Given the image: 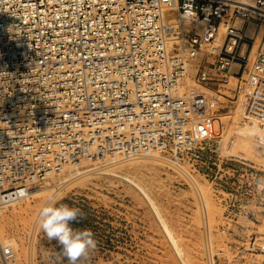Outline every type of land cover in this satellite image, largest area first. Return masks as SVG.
Wrapping results in <instances>:
<instances>
[{
	"label": "built area",
	"instance_id": "built-area-1",
	"mask_svg": "<svg viewBox=\"0 0 264 264\" xmlns=\"http://www.w3.org/2000/svg\"><path fill=\"white\" fill-rule=\"evenodd\" d=\"M190 67L197 87L184 86ZM263 80L264 0H0V207L81 160L179 170L221 145L225 90L264 122V97L249 95ZM257 150L264 170V138ZM243 170L204 175L231 223L264 210V175ZM248 228L228 232L229 253L210 248L209 264H264V233ZM14 258L0 243V263Z\"/></svg>",
	"mask_w": 264,
	"mask_h": 264
},
{
	"label": "rangeland",
	"instance_id": "rangeland-1",
	"mask_svg": "<svg viewBox=\"0 0 264 264\" xmlns=\"http://www.w3.org/2000/svg\"><path fill=\"white\" fill-rule=\"evenodd\" d=\"M169 16L175 18L173 10ZM168 34L171 43L178 41L176 27L169 25ZM189 71L184 84L197 87L195 68ZM235 84L231 78L227 88ZM224 93L230 101L219 98L224 102L221 105L228 106L216 116L220 122H227L222 128L225 138L221 145L215 144L213 153L191 156L182 161L179 170L153 159L89 161L85 168L91 171L64 177L61 181L68 179L65 183L56 179L38 182L35 189L41 193L0 208L4 240L15 252L10 264H68L61 246L49 240L38 223L40 210L51 197L80 209L82 217L72 227L94 234L96 248L77 264H209L210 248L213 254L230 252L233 240L228 232L238 226L249 227L248 234L264 233L262 209L257 210V219L249 216L237 223L226 221L212 180L204 176L225 171L226 175H242L243 169L245 175H264L257 150L264 138V122L256 115L257 110L245 105V94L238 98L227 90ZM249 95L256 100L264 97V83ZM220 122H216V134L221 133ZM110 167L115 168L116 175L105 173Z\"/></svg>",
	"mask_w": 264,
	"mask_h": 264
},
{
	"label": "clouds",
	"instance_id": "clouds-1",
	"mask_svg": "<svg viewBox=\"0 0 264 264\" xmlns=\"http://www.w3.org/2000/svg\"><path fill=\"white\" fill-rule=\"evenodd\" d=\"M264 183V178L258 185ZM82 217L78 208L70 207L55 197L49 198L41 208L38 223L49 240H55L67 257L68 264H77L90 250L96 248V240L91 230H76L72 225Z\"/></svg>",
	"mask_w": 264,
	"mask_h": 264
},
{
	"label": "bare ground",
	"instance_id": "bare-ground-1",
	"mask_svg": "<svg viewBox=\"0 0 264 264\" xmlns=\"http://www.w3.org/2000/svg\"><path fill=\"white\" fill-rule=\"evenodd\" d=\"M169 13H170V10H166V12H165V17L167 18V25H168V27H169V25L172 27V28H175V27H177V25H178V18L176 17V14H175V18L173 17H170L169 16ZM169 35V34H168ZM262 36V35H261ZM260 39H261V37L259 38L258 37V40H257V42H256V44H255V47H254V51L253 52H255V50L257 49V45H258V42L260 41ZM190 70V69H189ZM190 72V71H189ZM186 79V78H185ZM188 80V79H187ZM186 80V81H187ZM191 80V79H190ZM185 83V82H184ZM187 83H189V82H187ZM186 83V84H187ZM191 83V82H190ZM261 83H264V80L261 82ZM192 84V83H191ZM187 85H189V84H187ZM186 85V86H187ZM184 86H185V84H184ZM221 148H222V146H221ZM148 159H153V158H148ZM100 160H102V158H100ZM130 160H132V159H130ZM130 160H124V161H130ZM153 160H156V159H153ZM90 160L89 159H86V160H81L80 162H77V163H74V164H69V165H67L66 167H63V169L61 170V172H59L58 174H55V175H51V176H49V177H46V178H44L43 180H37V181H32V182H30L29 184H28V189H29V194H30V196L33 194V195H37V194H39V193H41L42 192V190L40 189V190H36L35 189V187H36V184H38V182H46L47 180H53V179H56V180H59L60 181V183H65V182H67L68 181V179H66L65 181H61L62 180V178H68V176H72V175H78V174H82V173H85L86 171H91V168L88 170V169H86L85 167H88V162H89ZM107 161H109V160H107ZM115 161V160H114ZM117 161H115V163H116ZM120 162H123V161H120ZM112 163H114V162H112ZM137 163V162H136ZM101 165H105V164H101ZM107 165H109V163L107 164ZM134 165H135V163H134ZM142 166H143V164H141ZM149 165V164H148ZM91 166V165H90ZM111 166H113V165H111ZM139 166V165H138ZM151 165H149V167H150ZM158 166V165H157ZM106 167V166H105ZM116 167V166H115ZM152 167H154V166H152ZM151 167V168H152ZM102 168V167H101ZM104 168V167H103ZM107 168V167H106ZM129 168V167H128ZM144 168V167H143ZM146 168H148V167H146V165H145V169ZM85 169V170H84ZM130 169V168H129ZM136 169V168H135ZM134 170V169H133ZM151 170V169H150ZM150 170H149V172H150ZM155 170V169H154ZM98 171H100V170H98ZM103 171V170H102ZM129 171V170H128ZM136 171V170H135ZM158 171V170H157ZM148 172V171H147ZM148 172V173H149ZM151 172H154V171H151ZM156 172V171H155ZM98 173V172H97ZM105 173H109V174H115L116 175V171H115V168L114 167H110L108 170H107V172H105ZM126 173V172H125ZM133 173H135L134 171H133ZM140 173V172H139ZM108 175V174H107ZM118 176V175H117ZM123 177H125V176H123ZM126 178V177H125ZM134 178V177H133ZM127 180L129 181V182H131L132 184H135V185H137V186H139V189H144L142 186H140L138 183H136L134 180H132V179H130V178H128L127 177ZM35 189V190H34ZM146 192V191H145ZM147 193V192H146ZM21 201V200H20ZM16 202H19V201H16ZM16 202H13V203H11L10 205H13V204H15ZM7 206V205H6ZM0 208H2V207H0ZM4 235H3V229H2V227L0 226V243H2V244H4V245H7L6 244V242H5V240H4Z\"/></svg>",
	"mask_w": 264,
	"mask_h": 264
}]
</instances>
